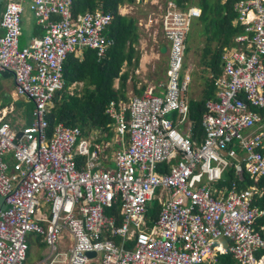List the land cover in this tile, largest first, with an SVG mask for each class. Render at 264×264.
Here are the masks:
<instances>
[{
  "label": "built area",
  "instance_id": "2783aa9c",
  "mask_svg": "<svg viewBox=\"0 0 264 264\" xmlns=\"http://www.w3.org/2000/svg\"><path fill=\"white\" fill-rule=\"evenodd\" d=\"M72 3L30 0L45 35L21 48L25 7L0 0V77L9 74L15 96L33 104L31 122L14 103L0 108V264H26L28 235L44 246L33 264H264V209L255 204L264 197V132L241 134L264 109V0L234 5L242 33L222 53L201 140L192 138L184 69L201 9L173 1L153 19L167 43L165 82L110 103V139L64 123L50 129L66 57L89 49L101 59L114 43L105 35L114 15H75ZM231 168L237 181L219 185ZM244 174L251 184L239 188Z\"/></svg>",
  "mask_w": 264,
  "mask_h": 264
},
{
  "label": "trees",
  "instance_id": "16d2710c",
  "mask_svg": "<svg viewBox=\"0 0 264 264\" xmlns=\"http://www.w3.org/2000/svg\"><path fill=\"white\" fill-rule=\"evenodd\" d=\"M237 1L239 0H176L181 10L189 6H197L201 9V16L195 21L191 33L204 36L206 40L201 65L205 68L203 72L209 71L210 77L206 75L200 77L201 85H203L201 98L197 101L190 100L189 104L190 118L195 124L191 133L192 138L196 140H201L204 136L201 116L205 112L206 101L214 97L216 90L214 81L220 77L223 69L221 56L224 48L230 47L234 36L241 31L240 27L232 23L237 17L233 11ZM135 2L136 0H73L72 10L75 15L96 10L114 15L111 25L105 31L106 37L114 43L101 59L98 58L96 51L89 49L82 52L81 58L73 53L66 57L62 66L65 85L62 90L55 93L50 113L46 116L50 129L58 123H64L70 127H79L85 136H89L93 129H99L106 135V139L112 137L111 130L114 120L106 113V110L111 102L116 104L119 100L128 101L126 88L128 89V80L133 79H130L129 71H135L140 60V53L136 49L139 38L138 28L133 19L117 14V8L121 4ZM191 33L186 38V52L189 50L187 44ZM44 35L45 32L42 30L39 38ZM23 40L21 23V35L19 36V47L21 48L28 46V44L23 45ZM124 64L128 70L121 73ZM194 74L195 72L191 73V78ZM7 77L11 76L2 75V78ZM116 82L117 87H115ZM75 83L82 85L81 90L77 92L78 87L76 86L74 93L71 94L69 87ZM135 93L141 95L142 90L135 91ZM260 112L264 113V109ZM186 127L185 123L181 130L185 131ZM185 134L189 135L190 132L186 130ZM224 179L225 181L219 182V185H229L235 179L234 171L229 169ZM245 183L251 184V181L244 175V182L239 183L238 186L245 188ZM255 204L262 209L264 197L258 199ZM157 208L155 206L152 209L153 218H157ZM29 246L30 251L33 246L35 247V243L30 241ZM43 247V245L39 246V248ZM220 261L224 264H233L229 257H221Z\"/></svg>",
  "mask_w": 264,
  "mask_h": 264
},
{
  "label": "crops",
  "instance_id": "0c3cea01",
  "mask_svg": "<svg viewBox=\"0 0 264 264\" xmlns=\"http://www.w3.org/2000/svg\"><path fill=\"white\" fill-rule=\"evenodd\" d=\"M3 1L6 2L8 0H3ZM15 1H18V2L22 3L24 5V7H25V11H24V13L22 15V28H23V39H24L23 40V45H26V44H29L31 40L36 39V38H39L40 34L42 33V30L37 25L36 20L34 19L35 17L33 16V14L27 8V6H29L30 0H15ZM136 1L137 2L139 1V4L142 3V0L141 1L140 0H136ZM169 1H171V2L173 1L175 4H177L176 3V0H163V2H161V0L160 1H156V2H155V0H151V4L153 3V4L157 5L158 8L157 9H153V11H151L149 13H148V10L146 9V11H144V12H146V15L143 18L141 17V19L140 18H135L133 15H132L133 17L132 16L131 17H126L125 15L122 14L124 12V10L122 11V9H125L126 4H128V6H129V3L121 4L117 8V14H119V15H121L123 17H126V18L133 19L135 25L138 28L137 29V34H138V37L139 38H138V45L136 46V49L139 51V53H140L139 48L141 50L143 49V47H142L143 45L140 43V42H142L141 39H140V34L143 35V33H145V30H148V29L149 30H152V31L160 29V27H157L156 26V23L153 22V19H157L158 18L159 14L167 6V3ZM222 1H224V0H222ZM153 4L151 5L150 8H155L156 7ZM140 7L142 8L143 6H140ZM233 11H234V7H233ZM236 18L237 17H235L233 19V22L232 23H233L234 26L240 27L237 24ZM142 28H144V31H143ZM147 32H150V31H147ZM241 33H242V28H241V31H240L239 34H241ZM156 35L157 36H155V37H146L147 39L145 41L146 42H152L155 45L157 51H159L158 53L160 55L155 54V52L149 53L148 55H146V54L141 55L140 60H139L138 67L136 68L135 71H131V73H130V79H132L133 77H134V79H132V81L131 80H128V89L126 88L128 101L127 102H124L122 100H119L118 102L128 103L129 102V99L132 96L137 95L135 93V91H138V90H142L143 91L148 85H155V86H157L158 84H161V83H164L165 82V75H166V69H167V64H168V55H167V51H165V53H161V48L164 47L166 49L167 45L165 44L166 42L164 41V38H163V36L161 34V29L159 30V32ZM237 35H235L234 38ZM235 46L236 45L233 42V44L230 47H226V48H231V47H235ZM163 57H166V68L164 70L162 69L160 72L159 71L157 72L156 69L153 70V68L159 64L158 63V60H160ZM148 66H153L152 67V70L151 69H148ZM191 73H192V71H191ZM9 78L11 79V77H9ZM9 78L8 77L7 78H2V77L0 78V80L3 79V82H2V84L0 86V92H1L0 95H2V97L11 98L12 99V102H16L18 100V97L15 96L14 90H12V91L9 90L6 87V85H5V87H2L3 84H6L7 83V80ZM11 81H12V79H11ZM133 82L135 83L134 86H133V84H134ZM12 83H13V81H12ZM13 86H14V84H13ZM115 87H117V82L115 84ZM6 104H9V103H6ZM27 104H31V103H27L25 101V105L23 107L25 109V111H27L26 110L27 109ZM3 105H4V102L2 100H0V106L2 107ZM32 109H33V106H32ZM32 109H31V111H32ZM25 115H26V113H25ZM26 116L29 117L30 114L29 115H26ZM261 116H262L261 117V121L255 127H253L252 129H250L248 134L255 133V132L258 133L260 131L264 132V113H261ZM26 120L28 122H31V117H30V120H28L27 118H26ZM237 144L238 143L236 142V146H237ZM112 148H115V146H112ZM112 148L109 149V152L112 151ZM237 153L242 156V153L243 152L241 151L240 148H238L237 149ZM231 169L234 171L233 168H231ZM226 172L223 173V177H222L223 178V181L222 182L225 181L224 175H226ZM234 178H235L234 180L236 182L237 181V177H235V172H234ZM223 186L227 187V184L226 185H223ZM229 186H230V183H229L228 187ZM239 188H241V187H239ZM0 209H5V205L3 204L1 197H0ZM152 209L149 210V214H150V218L151 219L153 218ZM262 209H264V207ZM154 219L155 218H153V220ZM263 222H264V217L260 220L261 225H262Z\"/></svg>",
  "mask_w": 264,
  "mask_h": 264
},
{
  "label": "rangeland",
  "instance_id": "374dc122",
  "mask_svg": "<svg viewBox=\"0 0 264 264\" xmlns=\"http://www.w3.org/2000/svg\"><path fill=\"white\" fill-rule=\"evenodd\" d=\"M156 1H160V0H155V2ZM161 2H163V0H161ZM152 4H151V0H142L141 4H139V1L138 2L136 1L135 3L129 4V6H128V4H126L125 9H122V11L124 10V12L122 14L125 15L126 17H131L133 15L135 18L141 19V17L143 18L146 15V12H144V11H146V9L148 10V13H149V12L153 11V9L158 8L157 5H155V4H153L156 6L155 8H150ZM140 6H143V7L141 8ZM142 29L144 31V28H142ZM159 30L160 29L152 31V30L148 29V30H145V33H143V35L140 34V39L142 41L140 43L143 45L142 50L139 48L140 57H141V55H144V54L148 55L149 53H152V52H155V54L160 55L158 53L159 51H157L155 45L152 42H146L145 41L147 39L146 37L157 36L156 34L159 32ZM147 31H150V32H147ZM191 31H193V29ZM191 31H190V33H191ZM205 43H206V40H205L204 36H198L195 33L194 34L191 33V37H190L189 42L187 44V47L189 50L186 52V58H185V60H186L185 64H187V66L184 64V69L190 68L192 73L195 72L194 76H192V83H191L192 85L189 86V90L186 93L187 99H189V100L197 101L201 98V90L203 89V85H201L202 80L200 79V77L203 75L210 77L209 71L207 70L206 72H203V69H205V68L201 65V60L203 59V51H204ZM165 44H167V43H165ZM158 63L159 64L157 66H155L153 68V70L156 69L157 72L158 71L160 72L162 69L164 70L166 68V57H163L160 60H158ZM152 67L153 66H148V69L152 70ZM125 70H128V69L125 67V64H124L122 67L121 73H123V71H125ZM130 73H131V71H129V75H130ZM133 79H134V77H133ZM2 82H3V79L0 80V86H1ZM5 85L9 90H11V91L14 90V86H13V83H12L10 78L7 80L6 84L2 85V87H5ZM76 86L78 87L76 89L77 92H80L82 85L80 83H78ZM75 87H74V85L69 87V92L71 94L74 93L73 90ZM0 94H1V92H0ZM0 100H2L4 103H11L12 102L11 98L2 97V95H0ZM25 101L26 100L23 97H19L18 100L14 103L16 109L20 110V108H23L25 105ZM26 102L30 103L28 101H26ZM31 109H32V105L27 104L26 115L30 114ZM27 118L29 119L30 117H27ZM183 127H184V124L178 127V128H180L179 129L180 132H182L181 129ZM97 130H99V129H97ZM248 133H249V131H243L241 134L243 136H245ZM154 204L155 203H153L152 205H154ZM27 240H28V242L32 241L34 244L35 237L33 235L32 236L28 235ZM42 251H43V248L38 249V248L33 246L30 249V251L28 252L26 264H32L33 262H35L38 259L39 255Z\"/></svg>",
  "mask_w": 264,
  "mask_h": 264
},
{
  "label": "clouds",
  "instance_id": "9594fccd",
  "mask_svg": "<svg viewBox=\"0 0 264 264\" xmlns=\"http://www.w3.org/2000/svg\"><path fill=\"white\" fill-rule=\"evenodd\" d=\"M35 19V18H34ZM36 20V19H35ZM37 23V22H36ZM38 25V24H37ZM39 26V25H38ZM40 27V26H39ZM41 28V27H40ZM41 30H42V28H41ZM36 39H39V38H36ZM34 40V39H33ZM33 40H31L30 41V43L33 41ZM29 43V44H30ZM23 48V47H22ZM76 56V55H75ZM76 57H78V56H76ZM78 58H81V56L80 57H78ZM62 74H63V72H62ZM63 79H64V77H63ZM78 83H75V84H73L74 85V87L77 85ZM64 85H65V80H64ZM64 85H63V87H64ZM72 86V85H71ZM62 90V89H61ZM11 103H15V102H11ZM11 103H9V104H6V103H4V105L3 106H8V105H10ZM2 106V107H3ZM0 108H1V106H0ZM15 110L19 113V119L20 118H22L23 120L25 119L26 120V118H27V116L25 115V113H26V111L23 109V108H20V110H17L16 109V107H15ZM25 111V112H24ZM261 114V113H260ZM30 116H31V112H30ZM29 116V117H30ZM262 117V116H261ZM28 119V118H27ZM28 120H30V118L28 119ZM28 122V121H27Z\"/></svg>",
  "mask_w": 264,
  "mask_h": 264
},
{
  "label": "water",
  "instance_id": "95a60500",
  "mask_svg": "<svg viewBox=\"0 0 264 264\" xmlns=\"http://www.w3.org/2000/svg\"><path fill=\"white\" fill-rule=\"evenodd\" d=\"M165 51H166V49L164 47H162L161 48V53H165ZM88 256L89 257H93V256H95V254L94 253H89Z\"/></svg>",
  "mask_w": 264,
  "mask_h": 264
}]
</instances>
